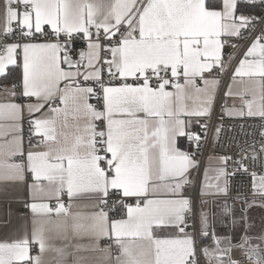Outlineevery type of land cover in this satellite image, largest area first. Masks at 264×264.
<instances>
[{"label": "snow or ice", "instance_id": "6c2138e0", "mask_svg": "<svg viewBox=\"0 0 264 264\" xmlns=\"http://www.w3.org/2000/svg\"><path fill=\"white\" fill-rule=\"evenodd\" d=\"M0 81V264H264V0H0Z\"/></svg>", "mask_w": 264, "mask_h": 264}, {"label": "crops", "instance_id": "0c3cea01", "mask_svg": "<svg viewBox=\"0 0 264 264\" xmlns=\"http://www.w3.org/2000/svg\"><path fill=\"white\" fill-rule=\"evenodd\" d=\"M5 84H7V83L0 81V88H2ZM234 87H238V86H234ZM226 102L229 106L233 105V103H235L237 107L240 106L239 97H230L227 99ZM27 115H28L27 112H25V117H27ZM0 123H7V122L6 121H0ZM210 155H215V154L213 152H209L208 156H210ZM206 162H207V160H206ZM208 199H209V203H211L212 198L209 197ZM27 200H28V194H27V189L25 187H21L18 184L11 182V181H8V182L0 181V222L8 219L7 212L9 210H11V212H12L11 221H12L13 229H17L22 224L25 223L24 220L20 219L21 214H23L25 217H29L28 226L30 229V227H31L30 213H29V210L24 207V203ZM220 202L221 201L219 199L216 201L217 204H219ZM229 203L231 204V203H233V201L229 200ZM235 205L238 209L239 201H236ZM212 206H214V205L212 204ZM218 211H219L218 208L216 206H214L213 213H216ZM263 220H264V216H263ZM261 226L263 227L262 233H264V221H263V224ZM225 231H226V229L220 228L219 225H217V232L218 233L223 234ZM83 242H86V241H83ZM100 243H101V246H103V245L107 244L108 241L101 240ZM69 259H71V257Z\"/></svg>", "mask_w": 264, "mask_h": 264}, {"label": "built area", "instance_id": "2783aa9c", "mask_svg": "<svg viewBox=\"0 0 264 264\" xmlns=\"http://www.w3.org/2000/svg\"><path fill=\"white\" fill-rule=\"evenodd\" d=\"M82 47V44L80 42H77L76 43V48L77 50H79V48ZM228 51H231V49H228ZM230 81H227L226 80V83H229ZM226 90V87L222 88V92ZM224 101L221 100L220 103H223ZM220 103H218L217 105V115L216 117H214V119L218 120L219 119V112H220ZM27 118V117H25ZM229 123H231V121H229ZM236 123H244L246 126L248 124H254V125H259L260 124V121L258 118L256 119H247V120H243V121H236ZM238 131V130H237ZM24 132H25V147H27V123H26V119H25V124H24ZM233 135H235V131L233 132ZM255 137H241L240 138V142L243 143L245 139H254ZM227 142H228V135H225L223 140L221 141L220 145L217 146L215 149L213 148V146L210 144L208 146V148L205 150L203 156L201 157V159H203L206 163V160H207V156L209 154V152H213L214 154H220L224 151H227V152H232L235 150V147L236 145L233 144L231 145L230 147L227 146ZM202 171V169H201ZM250 185L248 188H246L244 191H245V194H250ZM191 191V189H190ZM232 195H235V192L232 193ZM113 254H115V248H113ZM234 257L235 258H238V259H241L243 261V264H257V261L254 259V258H249L247 256H242L241 253L239 251H234L233 253Z\"/></svg>", "mask_w": 264, "mask_h": 264}, {"label": "rangeland", "instance_id": "374dc122", "mask_svg": "<svg viewBox=\"0 0 264 264\" xmlns=\"http://www.w3.org/2000/svg\"><path fill=\"white\" fill-rule=\"evenodd\" d=\"M212 202L207 205L206 211L209 213V220L210 222L213 220V210L214 206H212ZM239 208V207H238ZM249 221L252 225L250 230V235H258L263 232V227L261 226L263 224V216H264V208L261 207H254L249 210ZM237 234H239V229L237 230ZM257 241H254V243Z\"/></svg>", "mask_w": 264, "mask_h": 264}, {"label": "trees", "instance_id": "16d2710c", "mask_svg": "<svg viewBox=\"0 0 264 264\" xmlns=\"http://www.w3.org/2000/svg\"><path fill=\"white\" fill-rule=\"evenodd\" d=\"M3 82L8 83V82H6V81H3Z\"/></svg>", "mask_w": 264, "mask_h": 264}]
</instances>
